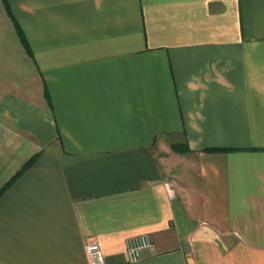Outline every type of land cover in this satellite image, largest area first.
Segmentation results:
<instances>
[{
	"label": "crops",
	"instance_id": "1",
	"mask_svg": "<svg viewBox=\"0 0 264 264\" xmlns=\"http://www.w3.org/2000/svg\"><path fill=\"white\" fill-rule=\"evenodd\" d=\"M90 242L264 264V0H0V264Z\"/></svg>",
	"mask_w": 264,
	"mask_h": 264
},
{
	"label": "built area",
	"instance_id": "2",
	"mask_svg": "<svg viewBox=\"0 0 264 264\" xmlns=\"http://www.w3.org/2000/svg\"><path fill=\"white\" fill-rule=\"evenodd\" d=\"M153 250V245L145 234H139L128 238L125 242L126 258L129 263H136L141 256ZM89 264H106L100 246L90 242L84 246Z\"/></svg>",
	"mask_w": 264,
	"mask_h": 264
}]
</instances>
